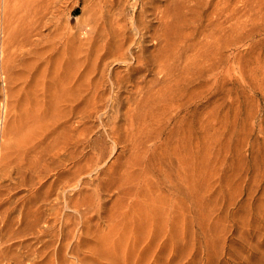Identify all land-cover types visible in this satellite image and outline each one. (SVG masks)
<instances>
[{
	"label": "rangeland",
	"instance_id": "rangeland-1",
	"mask_svg": "<svg viewBox=\"0 0 264 264\" xmlns=\"http://www.w3.org/2000/svg\"><path fill=\"white\" fill-rule=\"evenodd\" d=\"M98 2H50L56 13L33 44L23 47L17 34L13 45L0 43V119L6 101L66 97L44 120L60 114L59 153L48 151L47 134L0 177V264H264V0H113L96 38L86 23ZM98 41L115 42L110 52L131 42V51L105 66ZM93 51L104 75L92 70L70 99L69 64L84 71ZM157 52L171 54L167 78Z\"/></svg>",
	"mask_w": 264,
	"mask_h": 264
},
{
	"label": "bare ground",
	"instance_id": "bare-ground-1",
	"mask_svg": "<svg viewBox=\"0 0 264 264\" xmlns=\"http://www.w3.org/2000/svg\"><path fill=\"white\" fill-rule=\"evenodd\" d=\"M59 1V0H58ZM112 1L113 0H99V2H98V4H99V8H98V6L95 8V9H99V10H93L92 12H94L93 13V15L89 18V20L87 21V23H86V25H87V32H93V30L95 29H97V28H100L101 26H99L98 27V25H100L99 23H100V20L101 19H103V17H102V15L103 16H105L104 15V13L102 12V6L104 7H107L108 8V6L109 5H111V3H112ZM122 1V0H121ZM126 1V0H125ZM50 2H55V0H0V31L1 32H4V34H5V36H0V37H2V38H0L2 41H0V43H4V44H7V46L8 45H13L12 43L14 42V41H12V39H14L15 38V34H17V36L18 35H22V38H24L22 41H21V43L23 42V41H25V43H27L28 45L29 44H31L32 43V36H34V35H36V36H39L38 34H40L41 35V33H40V30H41V26L43 27V25L47 22V20H48V23H49V21H50V16L52 15V14H50V13H53L52 12V9L53 8H55V3L52 5V9L49 7V5H51L50 4ZM57 2V1H56ZM96 2H97V0H96ZM120 2V1H119ZM58 3V2H57ZM57 6H58V4H56ZM113 5V4H112ZM118 5V4H117ZM95 6H96V4H95ZM228 6V5H227ZM94 7V6H93ZM113 7V6H112ZM83 8H84V5H83ZM107 8H105V10L107 9ZM110 8H111V6H110ZM48 9H51V10H48ZM56 9H57V7H56ZM55 9V10H56ZM113 9V8H112ZM55 10H54V13H56L55 12ZM105 10H104V12H105ZM49 11H50V13H49ZM108 11H109V8H108ZM110 11H111V9H110ZM228 11V13L230 12V9L229 10H227ZM49 13V14H48ZM54 13H53V15H54ZM228 13H227V15H228ZM47 14H48V16H47ZM106 14V13H105ZM110 14H113L114 15V13H110ZM109 14V15H110ZM116 14H118V13H116ZM50 15V16H49ZM108 15V14H107ZM106 15V16H107ZM118 15H120V14H118ZM117 15V16H118ZM123 15V14H122ZM121 15V16H122ZM49 17L47 20H45L44 18H47V17ZM115 16V15H114ZM52 17V16H51ZM109 17V16H108ZM123 17V16H122ZM113 18H115V17H113ZM104 19H106L105 17H104ZM108 19H110L107 23L110 25L112 22L115 24V28H116V26H118V27H121V23H123L124 22V20H123V22H120V20L122 19H120L119 20V18L117 17L116 19H112V17L111 18H108ZM107 19V20H108ZM46 22H45V21ZM232 20V19H231ZM103 21V20H102ZM122 21V20H121ZM167 21V20H166ZM170 21V20H169ZM47 23V24H48ZM105 21L103 22V24H102V26L104 25L105 26ZM125 24V23H124ZM46 25V24H45ZM107 25V24H106ZM109 25H107L108 27H109ZM113 25V24H112ZM229 25V24H228ZM104 26L102 27V28H104ZM168 26V25H167ZM171 26H172V24H171ZM110 27H111V25H110ZM112 27H114V25L112 26ZM124 27V26H123ZM169 27V26H168ZM167 28V27H166ZM166 28H164V30H163V32L165 31V29ZM169 29V28H168ZM229 29V28H228ZM95 30H94V33H96V35H97V32H95ZM109 30V29H108ZM106 30L108 33H110L112 30ZM118 30H119V28H118ZM173 30V29H172ZM116 31V30H115ZM120 31H121V29H120ZM124 31V30H123ZM177 31V30H176ZM224 31V30H223ZM100 33H101V30L99 31ZM106 32V33H107ZM166 32H168V31H166ZM171 33H172V31H170ZM103 33V32H102ZM101 33V34H102ZM107 33V34H108ZM118 33L117 31L116 32H113V34H112V36H116V34ZM127 33V32H126ZM170 33V34H171ZM101 34H99V35H101ZM106 34V35H107ZM164 34V33H163ZM173 34V33H172ZM103 35V34H102ZM119 35H121V33L119 34ZM122 35H126V34H123L122 33ZM167 36H168V34H166ZM178 35H180V34H178ZM108 36V35H107ZM107 36L105 37L104 35H103V37L104 38H107ZM110 36H111V33H110ZM111 36V37H112ZM206 36V35H205ZM40 37H42V36H40ZM98 37H100V36H98L97 35V37L96 38H98ZM103 37H102V39L101 40H103ZM109 37V36H108ZM123 37V36H122ZM129 37V36H128ZM178 37H180V36H178ZM22 38H20V39H22ZM34 38V37H33ZM110 38V37H109ZM113 38H115V39H117L118 38V36L117 37H113ZM125 38V37H124ZM127 38V37H126ZM132 39L133 37H129V39ZM164 38H165V36H164ZM172 38H175L174 36L172 37ZM16 39H17V37H16ZM16 39H14V40H16ZM18 39H19V37H18ZM20 39H19V41H20ZM42 39V38H41ZM111 39V38H110ZM119 39H120V37H119ZM122 39V38H121ZM128 39V40H129ZM130 39V40H131ZM184 39V38H183ZM43 40V39H42ZM98 40V39H97ZM107 39H105V41H106ZM128 40H126V42H129ZM182 40V39H181ZM110 41V40H109ZM108 40H107V42H109ZM115 41V40H114ZM119 41V40H118ZM117 41V42H118ZM124 41V40H123ZM122 41V42H123ZM168 41V40H167ZM178 41V40H177ZM176 41V42H177ZM210 41V40H209ZM17 43H19L18 41H16ZM35 42V41H34ZM33 42V43H34ZM94 42V41H93ZM99 42V41H98ZM106 42V43H107ZM119 42H121V40L119 41ZM125 42V44H124V42L123 43H120V44H118L117 45V48L115 49L116 51L114 52V51H109L110 50V48L109 47H107V46H110L111 45V43H109V45L107 44H104V45H101V43H102V41H101V43H100V46H97L99 43H95V46L97 47V49L96 48H94V45H93V48L92 49H96L95 51L97 52L96 54L98 55V57L100 58V59H104V60H102V64H105V66H106V64L108 63L107 61H108V59H109V61L110 60H117V59H126L125 58V55L127 54V52H129V51H131V50H129V51H127L128 50V48L130 47V43H126ZM133 42V41H132ZM169 42V41H168ZM175 42V43H176ZM183 43V41H180V43ZM32 43V44H33ZM37 43H38V41H37ZM36 43V44H37ZM114 44H115V42H113ZM164 43V42H163ZM166 43V42H165ZM170 43V42H169ZM208 43V42H207ZM206 43V44H207ZM4 44H3V46H4ZM40 44V43H39ZM90 44H93V43H90ZM114 44H112L111 45V48H112V46L114 45ZM135 44V43H134ZM171 44H173V46L175 45L174 44V42L172 43V41H171V43H170V46H172ZM187 44V43H186ZM206 44H205V46H206ZM14 45H15V43H14ZM17 45V44H16ZM23 47H24V44L22 43L21 44ZM41 45V44H40ZM116 45V44H115ZM114 45V48L116 47ZM184 45V44H183ZM197 45V44H196ZM1 46V45H0ZM18 46V45H17ZM22 46H18V47H22ZM36 46H38V45H36ZM132 46V45H131ZM164 46V45H163ZM176 46V45H175ZM174 46V47H175ZM201 46V45H200ZM28 47V46H27ZM92 47V46H91ZM99 47V48H98ZM106 47H107V49H106ZM165 47H166V45H165ZM182 47H184V46H182ZM208 47V46H207ZM114 48H112V49H114ZM201 48H203V47H201ZM1 49H2V47H1ZM4 49H5V47H4ZM8 49V48H7ZM89 49H91V48H89ZM91 49V50H92ZM164 49V48H163ZM167 49V48H166ZM172 49V48H171ZM174 49H177L176 47L174 48ZM10 50V49H9ZM33 50V49H32ZM44 50V49H43ZM46 51H47V49H45ZM90 50V51H91ZM165 50V49H164ZM209 50V49H208ZM3 51V50H2ZM15 51H16V49H15ZM24 51V50H23ZM35 51H37L36 49H35ZM95 51H93L92 53L94 54V55H96L94 52ZM127 51V52H126ZM162 51V50H161ZM167 51V50H166ZM1 52V51H0ZM7 52V51H6ZM10 52V51H9ZM28 52V51H27ZM40 52H42V51H40ZM125 52H126V54H125ZM198 52V51H197ZM39 53V52H38ZM44 53H45V51H44ZM89 53V52H88ZM158 53V52H157ZM162 53V52H161ZM201 53H203V52H201ZM1 54H3V53H1ZM0 54V55H1ZM12 54V53H11ZM28 54H29V52H28ZM42 55V53H39L38 55ZM92 54V62H93V59H94V57H95V60H94V62L92 63V62H88L86 65H85V68H84V71H82L81 69H83V67L84 66H82L80 63H82V62H80V63H78L77 64V67H74V65H75V63H76V61L77 60H75V62H72L71 61V64H69V66H67V67H69L70 68V70H68V73L70 74H68V76L70 77L71 76V78H72V81H71V79H69L70 80V82L68 81V83H69V85L67 84V83H64L63 84V87H62V90H61V86H62V81L59 83L60 84V86L59 85H56V86H59L60 87V89H59V87H58V91L59 92H61V91H63L64 92V90H63V88H66V86L64 87V85L65 84H67V89H65V92L66 91H68L67 93H68V95H69V97H71L70 99H72V96L74 95L73 93H75V90H78L77 89V87L79 88V86L82 88V89H86L85 87H83L82 86V84L83 83H85L86 84V80H84L85 78H84V76H86V78L89 76V75H92L93 77H94V75L92 74V70H94L95 71V69H97V68H99L100 69V67L102 66V64H101V66H99L98 65V62H100V59L99 58H97V55L96 56H94ZM159 54V53H158ZM212 54H213V52H212ZM91 55V54H90ZM205 55V54H204ZM207 55H208V53H207ZM207 55H205V56H207ZM8 56V55H7ZM7 56L6 57H4V56H2V57H4V66H5V68H4V70H6L8 73H9V68H10V64H8V62H9V59L7 60ZM35 56V55H34ZM57 56V55H56ZM59 56V55H58ZM154 56V55H153ZM157 56V55H156ZM159 56V57H158ZM157 56V58L159 59L160 58V54ZM167 56V59L171 56V54H167V55H165L164 56V59H159L158 60V62H157V60H156V57H155V64L156 63H158L159 65H160V67H159V71L158 72H162V74L163 75H165V77H166V75H168V73H167V71H168V69H167V64H165L166 63V59H165V57ZM37 57V56H36ZM135 58V60L134 61H136L137 62V53H136V55L134 56ZM1 58V57H0ZM35 58V57H34ZM33 58V59H34ZM40 57H38V59H39ZM89 58V57H88ZM99 59V61H97V59ZM35 59H37V58H35ZM192 59V58H191ZM202 59H204V58H202ZM206 59V58H205ZM215 59V58H214ZM29 60V59H28ZM32 60V59H31ZM90 59H89V61H91ZM171 60V59H170ZM199 60V59H198ZM231 60V59H230ZM2 61V60H1ZM16 61V60H15ZM38 61V60H37ZM41 61V60H40ZM168 61V60H167ZM32 62V61H31ZM79 62V61H78ZM97 62V63H96ZM160 62V63H159ZM162 62V63H161ZM173 62V61H172ZM195 62V61H194ZM2 63V62H1ZM0 63V64H1ZM10 63V62H9ZM68 63H70V61H68L66 64L68 65ZM85 63V62H84ZM91 63V64H90ZM193 63V62H192ZM2 64V65H3ZM100 64V63H99ZM172 64V63H171ZM201 64V63H200ZM199 64V65H200ZM29 65V64H28ZM60 65V64H59ZM91 65H92V67H91ZM132 65H134V64H132ZM170 65V64H169ZM211 65V64H210ZM32 66V65H31ZM30 66V67H31ZM34 66V65H33ZM80 66H81V69H80ZM25 67H26V64H25ZM36 67V66H35ZM45 67V66H44ZM44 67H42V68H44ZM103 67V66H102ZM28 68H29V66H28ZM34 68V67H33ZM137 63H135V65L134 66H132L131 67V71H134V72H137ZM12 69V68H11ZM10 69V70H11ZM14 69V68H13ZM30 69V68H29ZM32 69V68H31ZM53 69H54V67H53ZM60 69V68H59ZM102 69V68H101ZM100 69V70H101ZM105 69V68H104ZM104 69H102L101 70V75H102V73H104ZM16 70V69H15ZM39 70H40V68H39ZM54 70H56V69H54ZM130 70V69H129ZM128 70V71H129ZM187 70V69H186ZM30 71V70H29ZM34 71V70H33ZM60 71V70H59ZM98 71V73L97 74H95V75H100L99 74V70H97ZM127 71V72H128ZM172 71V70H171ZM173 71H174V69H173ZM5 72V71H4ZM36 72H37V70H36ZM89 72H91V74H89ZM157 72V71H156ZM157 72V73H158ZM20 73H21V71H20ZM23 73H25L24 71H23ZM58 72H56V74H57ZM114 73V72H113ZM117 73V72H116ZM119 73V72H118ZM156 73V74H157ZM174 73V72H173ZM201 73V72H200ZM17 74V73H16ZM59 74V73H58ZM115 74V73H114ZM131 74H133V73H131V72H129L127 75H128V78L130 79V76H131ZM170 74L172 75V73L170 72ZM27 75V74H26ZM30 75H32V74H30ZM104 75V74H103ZM102 75V76H103ZM115 75H117V74H115ZM115 75H113V76H110V77H117V76H115ZM160 75V74H159ZM158 75V76H159ZM11 76V75H10ZM16 76H18L19 77V75H16ZM20 76H22V75H20ZM39 76H40V74H39ZM102 76H98V78L97 79H101V78H99V77H102ZM124 76V75H123ZM27 77H28V75H27ZM120 77V76H119ZM160 77V76H159ZM40 78V77H39ZM92 78V77H91ZM90 78V79H91ZM122 78V77H121ZM126 78V77H125ZM161 78H163V80L164 79H166V78H164L163 76L161 77ZM168 78H170V77H168ZM175 78V77H174ZM15 80H17L16 79V77L14 78ZM20 79V78H19ZM22 79H23V77H22ZM24 79H25V77H24ZM27 79V78H26ZM28 79H29V77H28ZM88 79V78H87ZM93 79V78H92ZM103 79V78H102ZM157 79V78H156ZM156 79H155V81H156ZM66 80V79H65ZM76 80H79V82H78V84L76 83ZM116 80V83L119 81V78L117 77V79H115ZM159 80V79H158ZM85 81V82H84ZM91 81H93V80H91ZM101 81V80H100ZM100 81H99V83H100ZM104 81V79L101 81V83ZM23 82V81H22ZM26 82V81H25ZM29 82H31V81H29ZM87 82H89V80L87 81ZM120 82H122L121 80H120ZM150 82V81H149ZM158 82V81H157ZM162 82V81H161ZM17 83V82H16ZM39 83V82H38ZM90 83V82H89ZM87 84V85H91V84ZM94 84H95V82H93ZM115 83V82H114ZM151 83H152V81H151ZM33 84H35L36 85V83H33ZM56 84H58V83H56ZM97 84V83H96ZM95 84V86H94V88L97 86ZM119 84V83H118ZM163 84V83H162ZM5 85V84H4ZM26 85H27V82H26ZM45 85L46 84H44V87H45ZM117 85V84H116ZM134 85H135V94L137 93V83H134ZM155 85V84H154ZM30 86V84L28 85V87ZM88 86V87H89ZM120 86V85H119ZM145 86V85H144ZM172 86V85H171ZM22 87V86H21ZM40 87V86H39ZM46 87H48V86H46ZM153 85L151 84V86H150V88L147 90V91H144V92H146V95H151L152 94V89H153ZM159 87V86H158ZM19 88V87H18ZM17 88V89H18ZM23 88V87H22ZM22 88H20L21 90H22ZM56 88V87H55ZM139 88H141V87H139ZM4 89V88H3ZM13 89V88H12ZM17 89H15L14 91H16ZM26 89V88H25ZM24 89V90H25ZM29 89V88H28ZM41 89H42V87H41ZM52 89V88H51ZM54 89V88H53ZM52 89V90H53ZM57 89V88H56ZM92 89V88H91ZM90 89V90H91ZM96 89V88H95ZM94 89V90H95ZM142 89H144V87L142 88ZM157 89V88H156ZM19 90V89H18ZM18 90L16 91V92H18ZM45 90V89H44ZM46 90H48L47 88H46ZM45 90V92L47 93L48 91H46ZM55 90V89H54ZM54 90L53 91H51V92H54ZM61 90V91H60ZM88 90V89H87ZM145 90H146V87H145ZM158 90V89H157ZM9 91V90H8ZM13 91V94H15L16 92H14ZM34 91V90H33ZM38 91H40V90H38ZM43 90H41L40 92H42ZM79 91V90H78ZM163 91V90H162ZM26 92H27V90H26ZM36 92V91H35ZM34 92V93H35ZM40 92H38L39 93V95H40ZM62 92V93H63ZM64 92V93H65ZM134 92V91H133ZM140 92H141V89H140ZM11 93V92H10ZM34 93H33V95H34ZM16 94H18L19 95V93H16ZM24 94V93H23ZM26 94H28V93H26ZM37 93H35V95H36ZM45 94V93H44ZM44 94H43V97H44ZM54 94H56V92L54 93ZM57 94H58V92H57ZM66 94V93H65ZM9 94H8V92H7V96H8ZM48 95H50L49 93H48ZM48 95H47V98H48ZM60 95H61V93H60ZM131 95H132V93H131ZM168 95V94H167ZM24 96V95H23ZM54 96V95H53ZM55 96H57V95H55ZM62 96H63V98H61V99H66V97L64 98V94H62ZM143 96H145V95H143ZM11 97H12V95H11ZM25 97V96H24ZM26 97H27V95H26ZM41 97V96H40ZM46 97V96H45ZM58 97H60V96H58ZM68 97V96H67ZM69 97L67 98V100H70L69 99ZM74 97V96H73ZM130 97V96H129ZM132 97V96H131ZM152 97V96H151ZM20 98H21V96H20ZM19 98V99H20ZM23 98V97H22ZM27 98H29V97H27ZM35 98V97H34ZM34 98H29V99H25V101H23V102H16V103H12V100H10L9 102H7L8 103V105H7V103L5 102V104H6V107L4 108V110H2V117H1V119H0V177L2 178V175H4L5 174V172L7 173V175L6 176H9L8 174L12 171L11 169H12V167H14V165H15V169H16V165L18 166L19 165V169H20V164H18V162L19 163H21V161H22V158H25V156H26V154L28 155V152H31V151H35V152H37V148H38V145L44 140V138H46V137H51V139H53V143H51V144H53V146H52V151H51V149L49 148L48 149V151L50 150V153L51 154H53L52 155V157H54V154H58L59 152V148L57 147V145H58V142H57V132H56V130L58 129H56V127L58 126L57 125V123L59 122L58 121V118H57V115L59 114H57L56 115V117H53L52 115H51V119L52 118H54V119H52V121H50L49 123H46V121H44L45 120V118L48 120V117H47V115H48V113L50 112H52V110H53V112L52 113H54V112H60V110H55L56 108H55V103H57V101L60 103V102H62V101H60L61 99H59V100H57V99H55L54 97V99L55 100H57L54 104H53V102H48V100L45 98V99H42L41 100V98H40V100L42 101V103H40V105H42L41 107H40V105H38L39 103H37V102H35V100H33ZM57 98V97H56ZM137 98V97H136ZM144 98V97H143ZM148 98V97H147ZM16 99V98H15ZM37 99H39V97L37 98V96H36V101H37ZM48 99H50V96H49V98ZM52 99V98H51ZM128 99V98H127ZM133 99V100H132ZM132 99H130L129 98V101L130 100H132V103H135V104H137V100H135V96H134V98H132ZM140 99V98H139ZM145 99V98H144ZM162 99V98H161ZM161 99H159V100H161ZM165 99V98H164ZM22 100V99H21ZM53 100V99H52ZM54 100V101H55ZM66 100V101H67ZM153 100V99H152ZM14 101V100H13ZM148 101V100H147ZM39 102V101H38ZM70 102H72L71 100H70ZM59 103H57L58 105H61V104H59ZM148 103V102H147ZM156 103V102H155ZM71 104V103H70ZM72 105V104H71ZM57 106V105H56ZM62 106V105H61ZM61 106H58V107H60V109H61ZM95 106V105H94ZM130 106V105H129ZM71 107V106H70ZM134 107L136 108L137 106L136 105H134ZM92 108V107H91ZM130 108V107H129ZM58 109V108H57ZM127 109V108H126ZM49 110V112H47ZM51 110V111H50ZM55 110V111H54ZM128 110V109H127ZM131 110V109H130ZM136 111V110H135ZM47 113V115H45ZM50 113H49V116H50ZM61 113H62V109H61ZM128 113H129V110H128ZM132 113V112H131ZM1 114V113H0ZM56 114V113H55ZM54 114V115H55ZM43 115H44V118H43V121H42V123L41 124H39V121L42 119V117H43ZM60 115V114H59ZM127 115V114H126ZM136 115V114H135ZM129 116V115H128ZM133 116V115H132ZM68 118V117H67ZM133 118V117H132ZM49 120H50V118H49ZM136 120V119H135ZM45 122V123H44ZM59 127V126H58ZM58 131V130H57ZM49 136H48V135ZM56 134V135H55ZM59 135V134H58ZM59 137V136H58ZM49 140V139H48ZM48 144H50V142L48 143ZM47 148V147H46ZM57 148H58V151H57ZM35 149H37V150H35ZM46 150V149H45ZM32 153V152H31ZM40 153V152H39ZM46 153L48 154V152L46 151ZM49 153V154H50ZM34 154V153H33ZM38 154V153H37ZM41 154V153H40ZM40 154H38V156L40 155ZM51 154H50V157H51ZM36 155V154H35ZM38 156H37V158H38ZM44 156V155H43ZM55 156H57V155H55ZM27 157V156H26ZM48 157V156H47ZM35 158V157H34ZM41 158H44V157H41ZM39 159V161L41 160L40 158H38ZM38 159H35V160H38ZM44 160V159H43ZM28 161H30V160H28ZM39 161H35L36 162V164H35V162H34V164L36 165V166H33V167H35V172H37V173H39L40 171L42 172V173H44L43 172V170H41V166H42V164H43V168L45 169V163H46V161H45V163H42L41 164V162H39ZM15 163V164H14ZM27 163V162H26ZM12 164H14L13 166H12ZM45 164V165H44ZM11 165V168H9V166ZM22 165V164H21ZM30 165V164H29ZM28 164H27V166H29ZM26 166V167H27ZM30 167V166H29ZM32 167V168H33ZM9 168V173H8V169ZM42 168V169H43ZM14 169V168H13ZM29 170H31L30 168H29ZM32 171H34V169L32 170ZM41 172H40V174H41ZM36 174V173H35ZM38 174H36V176H37ZM39 177H40V175H39ZM38 176H37V178H39ZM1 178H0V180H1ZM3 178H5V177H3ZM42 178V177H41ZM39 180H40V178H39ZM42 180V179H41ZM40 180V181H41ZM34 183V182H33ZM173 186V185H172ZM41 187V186H40ZM39 187V188H40ZM37 188V187H36ZM38 189V188H37Z\"/></svg>",
	"mask_w": 264,
	"mask_h": 264
}]
</instances>
